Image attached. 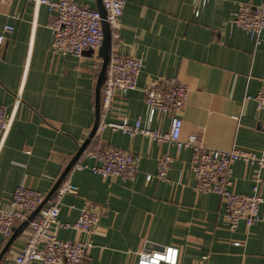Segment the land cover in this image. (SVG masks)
Returning <instances> with one entry per match:
<instances>
[{
    "label": "crops",
    "instance_id": "crops-1",
    "mask_svg": "<svg viewBox=\"0 0 264 264\" xmlns=\"http://www.w3.org/2000/svg\"><path fill=\"white\" fill-rule=\"evenodd\" d=\"M71 1L99 11V0ZM261 1L207 0L195 16L190 0H125L120 26L110 32L109 60L133 57L142 65L136 89L117 92L99 122L140 120L142 127L168 132V118L155 115L149 121L142 93L148 83L166 77L189 89L180 114L182 139L193 134L207 149L264 157L262 114L246 99L264 85V31L256 44L245 31L227 26L240 4ZM52 17L36 0H0V107L11 119L0 141V208L9 205L19 185L47 196L60 177L69 178L77 192L61 197L59 223L72 225L85 209L100 212L89 234L55 227L59 239L91 244L83 264H137L140 253L168 246L178 249L176 264H264V169L259 217L250 226L240 221L233 231L221 198L197 189L189 148L178 152L147 136L104 128L67 171L94 124L103 59L100 48L80 57L54 51ZM6 26L12 30L4 32ZM107 149L138 157L135 180L103 178L90 170L96 161L87 154ZM162 154L171 162L166 178L158 180ZM77 163L86 168L77 169ZM230 168L232 191L250 194L256 165L238 161ZM23 223L15 221L8 238L0 235V264H14L28 233Z\"/></svg>",
    "mask_w": 264,
    "mask_h": 264
},
{
    "label": "built area",
    "instance_id": "built-area-1",
    "mask_svg": "<svg viewBox=\"0 0 264 264\" xmlns=\"http://www.w3.org/2000/svg\"><path fill=\"white\" fill-rule=\"evenodd\" d=\"M193 4L194 15L199 14L207 0H190ZM104 14L98 10L82 7L71 0H36L37 4H44L53 15L49 23L52 33V48L61 54L80 57L86 50H98L103 42V22L112 33L120 26V17L125 7V0H100ZM229 30L241 29L259 44L260 34L264 31V0L258 5L240 4L232 14L227 24ZM12 28L6 26L4 32ZM4 40L0 36V43ZM141 60L133 57L112 56L106 65L104 81L100 87L99 117L111 106L117 92L127 93L137 87V78L141 69ZM188 87L175 79L161 77L148 83L142 88L143 102L147 108L149 121L155 115L163 120L168 118L169 130L162 133L142 127L141 121L133 124L127 121L121 123L99 122L97 130L109 128L133 137L147 136L158 143H166L179 152L189 148L192 151L191 170L197 181V189L203 193L218 195L224 204L227 228L233 231L240 221L246 226L252 225L259 217V206L263 199L259 193L261 181L260 171L264 169V157L242 150L207 149L196 135L181 138L182 120L180 114L187 100ZM256 109L261 112L260 128L264 132V85L253 96ZM11 125L3 107H0V141L4 140ZM96 164L90 170L106 177H120L124 182L136 179L138 157L129 152L107 149L91 151L87 154ZM245 162L256 165L258 172L248 195L236 194L231 188L230 167L235 162ZM171 157L162 154L157 160L158 180H164ZM77 169L86 168L77 163ZM147 175L146 180H151ZM77 187L69 178L63 180L56 189L53 200L46 203V195L24 185L15 188L10 203L6 208H0V235L8 238L15 221H27L28 233L22 249L14 258V264H83L86 251L91 246L87 241H69L59 239L55 234V227L72 228L77 232L89 234L97 226L100 212L97 210H83L72 224L59 223V202L65 194H75ZM37 211L31 219L29 216ZM238 245V243H236ZM178 249L168 246L160 250L146 251L139 254L137 264H176Z\"/></svg>",
    "mask_w": 264,
    "mask_h": 264
},
{
    "label": "water",
    "instance_id": "water-1",
    "mask_svg": "<svg viewBox=\"0 0 264 264\" xmlns=\"http://www.w3.org/2000/svg\"><path fill=\"white\" fill-rule=\"evenodd\" d=\"M100 6H99V12L103 15L104 11L101 5V2L99 0ZM103 42L102 45L99 49L101 55H102V66L100 69V72L98 74V78H97V84H96V88H95V120H94V124L92 127V130L88 136V139L83 143V145L79 148L76 156L73 158V160L71 161V163L68 165L67 167V171L71 168V166L73 165L74 161L81 155V153L84 150L85 145L91 140V138L94 137L95 132L97 130L98 124H99V92H100V87L104 81V72H105V68H106V64L109 60V55H110V30L108 25L103 22ZM63 177H60L58 179V181L56 182V184L54 185V187L52 188V190L50 191V193L45 197V201L44 203H46L50 196L52 195L53 191L59 186V184L61 183ZM37 211H35L32 215L29 216L28 220H31L35 215H36ZM27 226V221H24L23 223V227Z\"/></svg>",
    "mask_w": 264,
    "mask_h": 264
}]
</instances>
